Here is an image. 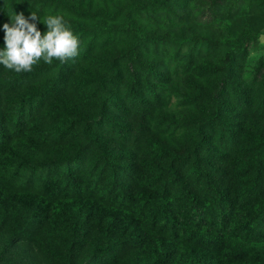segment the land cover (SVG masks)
<instances>
[{"label": "trees", "instance_id": "1", "mask_svg": "<svg viewBox=\"0 0 264 264\" xmlns=\"http://www.w3.org/2000/svg\"><path fill=\"white\" fill-rule=\"evenodd\" d=\"M263 1L206 0L227 23L204 35L174 31L204 0H0V47L14 12L80 38L63 62L0 66V260L264 264V58L245 66L264 32L237 24ZM147 46L175 53L164 72Z\"/></svg>", "mask_w": 264, "mask_h": 264}, {"label": "clouds", "instance_id": "2", "mask_svg": "<svg viewBox=\"0 0 264 264\" xmlns=\"http://www.w3.org/2000/svg\"><path fill=\"white\" fill-rule=\"evenodd\" d=\"M8 16L9 22L2 25L5 35L0 66L16 73L28 72L41 60L51 64L54 59L63 62L78 55L80 38L63 14L41 16L31 11L28 16L23 12ZM38 22L45 26L43 34Z\"/></svg>", "mask_w": 264, "mask_h": 264}, {"label": "rangeland", "instance_id": "3", "mask_svg": "<svg viewBox=\"0 0 264 264\" xmlns=\"http://www.w3.org/2000/svg\"><path fill=\"white\" fill-rule=\"evenodd\" d=\"M205 4H196L193 9H196L197 11L191 15L187 14L188 9L185 8L183 10H180L179 7L175 8L176 13L183 12V15H178V18H182L181 20L177 21L174 19L175 22V29L174 31H177V26H179V22L181 21L182 24L185 23L187 26H190L194 29V31L203 33L204 35H209L208 33H214L217 32L218 30H221L223 26L227 23L225 20H222L221 16L215 15L210 9V5L207 4L206 0H204ZM238 3V2H236ZM264 3V1L262 2ZM256 7L258 10L255 9V12L253 15L249 17H239L240 18L237 21V24L243 26L242 24L249 26L255 30H261L264 32V6L263 8L261 7ZM191 13V12H190ZM189 15V16H186ZM244 22V23H242ZM229 24L233 25V23L229 22ZM181 25V24H180ZM155 29V28H154ZM185 38L189 39L190 34L186 33ZM145 53H148V55L151 58L148 59H155V65L158 67L157 72H164L165 67H159L158 65L162 62H167L168 59H170L172 56H175L174 54H168L165 52L164 47L158 48L156 46H147L144 50ZM186 53V51L184 52ZM264 58V34L259 37V39L252 41L248 45V56L245 60V66L247 69L254 68L255 63ZM199 62L196 63V65L199 66ZM177 75H180L178 72ZM181 78H176L175 76L173 77V80L170 83V87L175 90H180L184 91L185 86L181 85ZM176 101L175 97L172 98V103ZM178 108V107H176ZM180 141L179 139H177ZM177 141V142H178ZM4 242V239H0V249L1 246ZM76 252V260L78 262L84 260L86 253L82 252L81 250L77 251L76 249L79 248H74ZM61 254H65L64 251L61 252ZM0 264H43V262L40 260V257L36 255V253H30L28 248H24L22 245H12L7 249L3 255V258L0 260Z\"/></svg>", "mask_w": 264, "mask_h": 264}]
</instances>
